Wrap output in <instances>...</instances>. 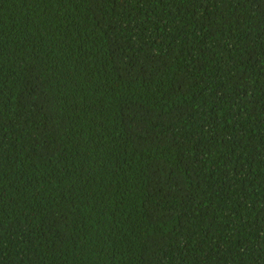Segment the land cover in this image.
<instances>
[{
  "label": "trees",
  "instance_id": "obj_1",
  "mask_svg": "<svg viewBox=\"0 0 264 264\" xmlns=\"http://www.w3.org/2000/svg\"><path fill=\"white\" fill-rule=\"evenodd\" d=\"M0 264H264V0H0Z\"/></svg>",
  "mask_w": 264,
  "mask_h": 264
}]
</instances>
